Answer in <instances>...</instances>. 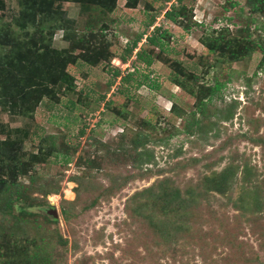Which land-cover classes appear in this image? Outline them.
Masks as SVG:
<instances>
[{
	"label": "rangeland",
	"instance_id": "rangeland-1",
	"mask_svg": "<svg viewBox=\"0 0 264 264\" xmlns=\"http://www.w3.org/2000/svg\"><path fill=\"white\" fill-rule=\"evenodd\" d=\"M26 1L0 0L1 51L26 66L0 70V178L17 164L30 185L11 208L0 191V264H264V11L38 0L42 29L20 26ZM232 42L250 52L232 61ZM38 49L67 61L51 96L32 87Z\"/></svg>",
	"mask_w": 264,
	"mask_h": 264
},
{
	"label": "trees",
	"instance_id": "trees-1",
	"mask_svg": "<svg viewBox=\"0 0 264 264\" xmlns=\"http://www.w3.org/2000/svg\"><path fill=\"white\" fill-rule=\"evenodd\" d=\"M39 1L43 2L41 0H39ZM39 1L38 0H34V1L27 0L26 1V2H28L26 4V6L24 5V9H26V13H25L26 17H24L23 19H20V21L25 23L23 25H22V23L20 24V26L22 28L27 26L26 20L28 19V16H30V18H32V26H34V27L39 26L43 29V21L39 20L37 18V14L34 13V8L35 7L39 8V5H42V4H40ZM179 1L181 2L182 0H179ZM249 4H250V6H252V9L254 12L260 13V12L264 11V0H249ZM44 13H45V10H44ZM166 15L168 16V18H171V19L174 18V14L170 11L166 12ZM151 25H152V22H151ZM148 41L152 45H156V46L161 47V48L163 46V44H160V42L157 40L156 37L152 36L151 38H149ZM232 43L233 44L227 43V46L225 47V50L229 49L227 54H229L230 59L232 61H238V60L244 58L247 55V53L250 52V49L248 48V46L244 48L240 45L239 42H232ZM223 44L224 43L222 41H221V43L219 41H216L215 43H213L211 45V51L216 52L218 47H220V46H221V48L223 47ZM6 45L8 46V44H5V42L0 41V51H1V46H6ZM135 45H137V43ZM35 46H37V44H35ZM16 48H17L16 45L15 46L13 45L12 50H10V52L6 55L1 51V55H0V65H1L0 70H2L1 73L3 72V69L5 70L7 67H9V68L12 67V59L16 60L18 65L23 66L22 67L23 69L24 68L26 69V66L22 61L24 55L21 56V52H19L18 49H16ZM231 48H233L232 51H230ZM262 49L264 51V46H262ZM4 50H5V48H4ZM225 50L223 52V55H225ZM46 55H47V53L44 52V50L42 52H40V49H38L37 52L31 51L27 57L26 65L28 63H30L29 64L30 66L28 65V67L32 68V70H34L36 73L41 74V76H38L39 81L32 82V87H35V88L37 87L38 91L40 90V92L43 95L51 96V91L49 90V85L52 83L55 84L58 81L56 79H59L58 77L60 75H64L63 67H64V64L67 63V61H65L64 59H59V57H58L56 59L57 61L62 60L61 62L58 63V65H54V66L48 65L47 63L44 62ZM140 56H141V54H140ZM263 58H264V54H263ZM22 68L19 67V69H17V70L22 72ZM118 74H119V72H118ZM0 77H1V75H0ZM60 80L58 81V83L60 82ZM10 82H12V78L4 79V87H7V85H12ZM30 85H31V83H30ZM180 85L181 84L179 82V86ZM13 86H14V88H17V84L13 83ZM220 87H221V85L217 84L216 86L210 88V91L212 93H215L220 89ZM11 90H13V89H10V87H9V88L5 89V91H4V92H6V94H4V96L9 99L8 100L9 102H11V101L13 102L15 99V97L14 98L11 97V94H10ZM26 97H27V95H26ZM19 101L22 102L24 100H23V98L19 97ZM201 103H203V100L201 101ZM21 168L22 167L18 166L17 164H11L10 168L7 166V171L5 170L3 173V175L6 177L0 178V188H1L0 191L3 192V190L6 188L9 191V193L12 194V197L8 200L7 206L9 208H11L17 201L21 202L23 200V201L28 202V200H26V197H27L26 192L29 190L30 185H25V184L19 183L20 175L25 173V172L19 173ZM9 169H12V171H10ZM228 180H229V173L224 172L223 174L219 175L218 178H215L213 182H214L216 188L222 190L224 185L228 182ZM50 189H51L50 192L58 191V190H54V188H50ZM27 207L28 206L25 205L22 208V210L26 209ZM44 254H47V252H45ZM47 259H49V257H47Z\"/></svg>",
	"mask_w": 264,
	"mask_h": 264
},
{
	"label": "water",
	"instance_id": "water-1",
	"mask_svg": "<svg viewBox=\"0 0 264 264\" xmlns=\"http://www.w3.org/2000/svg\"><path fill=\"white\" fill-rule=\"evenodd\" d=\"M48 214L52 215L53 218L56 219V220H58L60 218L58 210H56L54 208L49 209Z\"/></svg>",
	"mask_w": 264,
	"mask_h": 264
}]
</instances>
